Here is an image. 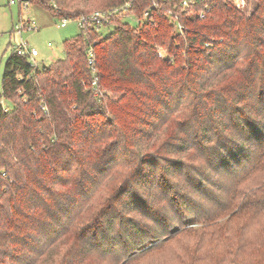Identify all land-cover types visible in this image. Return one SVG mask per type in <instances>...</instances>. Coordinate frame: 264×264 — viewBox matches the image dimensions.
<instances>
[{
	"label": "trees",
	"instance_id": "16d2710c",
	"mask_svg": "<svg viewBox=\"0 0 264 264\" xmlns=\"http://www.w3.org/2000/svg\"><path fill=\"white\" fill-rule=\"evenodd\" d=\"M30 1L144 22L84 24L43 68L7 59L0 264H140L178 241L179 264H264V0Z\"/></svg>",
	"mask_w": 264,
	"mask_h": 264
},
{
	"label": "rangeland",
	"instance_id": "374dc122",
	"mask_svg": "<svg viewBox=\"0 0 264 264\" xmlns=\"http://www.w3.org/2000/svg\"><path fill=\"white\" fill-rule=\"evenodd\" d=\"M10 1L0 0V93L6 61L14 49L16 50L23 43H27L30 48L37 49L39 56L35 57L36 64L43 68L44 65H49L54 60L64 58L66 55L64 41L77 37L81 32V24L77 18H66L67 25L62 27L60 26L62 19L54 16L49 10L34 4L25 9L18 2L10 4ZM230 1L242 11L250 10L256 3L251 1L248 4V0ZM139 19L137 20L133 15L122 17V21L129 22L132 25L140 23ZM28 21H31L32 28L25 26ZM113 28L112 26L110 28L104 26L101 27V31L108 34ZM32 60L30 59L31 62ZM0 100L5 107L13 106L11 101L3 96ZM257 226L259 225L257 224ZM188 253L189 247L184 242L178 241L171 247L148 256L140 264H158L159 258L164 260V264H179V259H184ZM177 256L181 258L177 259Z\"/></svg>",
	"mask_w": 264,
	"mask_h": 264
},
{
	"label": "built area",
	"instance_id": "2783aa9c",
	"mask_svg": "<svg viewBox=\"0 0 264 264\" xmlns=\"http://www.w3.org/2000/svg\"><path fill=\"white\" fill-rule=\"evenodd\" d=\"M19 3L21 5H23V7L25 9H27L28 7H30V5L32 4L30 0H11L10 4H15V3ZM191 2H194V0H184L183 3L185 5H189ZM131 4L129 2H127L125 5L117 7L115 9H112L110 11H105V10H96L95 12H93L90 15H82L80 17H77V20L79 21V23L82 25L84 24H90V25H103L105 22L110 21L114 16H130L132 14L128 13V9L130 8ZM145 15H148V11L145 12ZM201 16H204L205 14L202 12L200 14ZM137 20L139 19V17L133 15ZM31 21H28L26 23L25 26H27L28 28H32L31 27ZM33 23H35L33 21ZM67 25V19L63 18L62 22L60 24V26L64 27ZM24 26V25H23ZM49 45H51V43H49ZM16 51L19 55L21 56H29V60H32V64L37 65L36 64V56H39V51L35 48H30L27 43H23L22 45H20L19 47L16 48ZM89 54H90V59L89 62L90 64L94 65V59L92 58V48L89 50ZM94 84H96V80L94 81Z\"/></svg>",
	"mask_w": 264,
	"mask_h": 264
}]
</instances>
